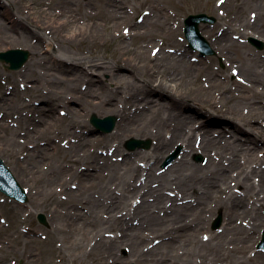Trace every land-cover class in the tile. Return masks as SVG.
<instances>
[{
  "label": "bare ground",
  "instance_id": "1",
  "mask_svg": "<svg viewBox=\"0 0 264 264\" xmlns=\"http://www.w3.org/2000/svg\"><path fill=\"white\" fill-rule=\"evenodd\" d=\"M212 1L205 6L218 11V21L227 17L224 7L235 15L204 33L247 83L219 81L225 73L192 61L173 40L176 16L159 1L100 0L104 10L95 19L82 14L78 0H0V46L30 51L24 69L11 76L15 85L0 84V160L9 159L11 176L31 188L30 207L50 214L48 261L38 238L17 234L25 264H264V256L251 259L241 246L264 227V128L253 126L264 120V58L248 56L238 43L250 35L264 40V0ZM248 8L253 15L245 17ZM160 38L170 40L151 46ZM90 69H99L101 80ZM72 100L77 107L69 106ZM57 107L67 110L66 119L53 115ZM207 110L228 128L197 121ZM101 112L118 118L113 133L94 137L103 156L87 150L93 139L79 121L83 113ZM19 130L22 139L8 137ZM130 137L155 144L149 152L124 153ZM177 144L181 157L160 173L157 165ZM196 153L202 164L189 159ZM55 183L67 201L58 200ZM216 213L222 228L203 242L205 219Z\"/></svg>",
  "mask_w": 264,
  "mask_h": 264
},
{
  "label": "rangeland",
  "instance_id": "2",
  "mask_svg": "<svg viewBox=\"0 0 264 264\" xmlns=\"http://www.w3.org/2000/svg\"><path fill=\"white\" fill-rule=\"evenodd\" d=\"M78 1L81 4V6H83V9H82L83 15L84 14L85 15L87 14L89 16L91 15V17H94L95 19H97L98 17L101 16V10L102 9L104 10L100 0H78ZM155 1H159V3L162 6L166 7V9H168L174 16H176L174 26H179V28L175 32L173 40L178 43L179 47L182 50H185V52L192 59V61L201 60L203 63H206V65H208V66L210 65L211 71H215V72L220 71V72L225 73L226 76L224 78L221 77L220 75L217 76L219 81L223 82L225 79H227L229 83L233 82L235 84H238V83L242 84L243 82H246V81H244V79H242L240 76H238V69L233 68V67H235V65H237V63H234L231 60L228 61V60H226L227 58L218 55L217 51L214 50L213 48H211L210 41L207 39V37L204 33V31H207L209 29L211 30V28L215 25H217V26L215 28L216 30H214V31H219V30H217L218 27L224 26L225 21L227 22L228 19L232 18L235 15V11L231 10V11L227 12V8L225 9V7H224V11H223V14L221 17H226V16L227 17L224 18L225 20H223V21H218L216 19L217 16H220L218 14V11L216 10L214 13L210 12L208 9V6H205V0H200L199 2H197L196 0H189V2H187L186 4L180 0H155ZM219 3H220V0H213L211 2V6L212 5L216 6V4L219 5ZM143 9H145V8H143ZM141 11H142L141 9L136 11V13L133 16V21L139 20V16L141 15ZM253 11H255V10L253 9ZM199 13H203L212 19L211 21H209L207 23H201L199 25V30L201 31L204 40L208 43L209 49L211 51V53L209 55L204 56V57H201L198 52L192 51L188 48L186 39L184 38V35H183V21H184V19L188 15L199 14ZM103 14H105V13H103ZM252 15H253V13H250L249 8L245 10V12H244L245 17L252 16ZM82 21H84L83 18L79 22L82 24ZM122 25H124V24H122V23L119 24L120 27ZM167 39H163V38L157 39V41L154 44H151V46L155 45V44H159L163 40H167ZM168 40H170V38ZM139 41H140L139 39H134L133 40V44H134L133 46H135L137 43L139 44ZM238 43L244 46L241 49V51L246 48L247 51L250 52L248 56H255V54H259L260 58H262V59L264 58V40L261 37H258L257 35H252V36L250 35L246 38H241L240 40H238ZM9 49H23V50L27 51L28 54L30 53L29 48L23 44L8 43V44H5L3 46H0V52H4V51L9 50ZM151 52L153 53V51H151ZM26 63H24V65ZM24 65L17 71H10V70L6 69L4 64H2L0 62V84H1V87H3V85H6L7 88L13 87L15 84L12 82L13 78L11 76L16 74L19 71H22L24 69L23 68ZM120 70H122L123 72H126V73L129 72L125 68H122ZM88 72L94 79H98V80L100 79L101 80V77H100L101 72L99 71V69H90V70H88ZM201 78H202V81L204 83V86H206L207 83L205 82V80H206L205 76H202ZM23 84L20 85V91H25ZM109 87H112V86L109 85ZM233 88H234V86H233ZM218 93L219 92H215L214 94H212L214 96V98L218 97ZM5 94L7 95L8 93H5ZM235 94H237V93H235ZM26 95L31 97L30 92H27ZM22 96H24L23 93H22ZM35 103L38 106H42V107L47 108V102L46 101L37 100V101H35ZM76 105H77V102L75 103V101H73V100L69 102L70 107L75 108V107H77ZM53 115L57 118L63 117L66 119L68 113H67V110L65 108L63 110V109L57 107L56 110L53 111ZM92 115H95L98 118H103L106 116H112L115 119V124H116L118 118H117V116H115L113 114H105V112H101L100 114L83 113L81 115L80 120H79L81 125H83L82 132H83L84 136L93 139L92 143L87 147V150L90 153H96L99 156H103V155H105V148L103 147V145L97 144L96 140H94V137L110 135L115 130V124H114V128L112 129L111 132L101 133V132L97 131V129L94 128L92 126V124L90 123V117ZM196 116H197L196 120L199 122H203L204 120L219 121V123L217 125H212V128H218L219 129L221 127H227L226 125H227L228 121L221 118L218 115L211 114L210 110H207L206 113L200 112V114H196ZM14 120H13V122L10 121V124H11L10 127L11 128H16L18 125V124L14 123ZM8 122L9 121H5V124L6 123L9 124ZM253 126L255 128H260V127L264 128V120L254 122ZM20 132H21V130H19L18 133L14 136L11 134H8V137H11L15 140L22 139L23 133H20ZM2 135H6V133H4ZM240 137L243 138V135L241 134ZM133 139L135 141L141 143V146L135 147L134 149L127 148L126 142L128 140H130L129 138H127L121 145L122 149L124 150V153H133L136 151L149 152V151H151L153 145L155 144V140H152L149 138H133ZM66 141H67V139H64V142H66ZM63 147H65V146H63ZM182 153H183L182 146L177 144L175 146V148H173V150L171 152H169L162 161H160V163L157 165V170H159L160 173L165 171L168 167H170L176 160H178L181 157ZM263 153H264V151H263ZM173 155H175V156H173ZM18 157L20 160H22V158H24L23 155H20V154H18ZM4 158H5L4 159L5 164L8 165L9 167L12 166L10 163V160L7 159L6 157H4ZM169 159H171V160L167 163V161ZM189 159L194 164H202L204 162V158H203V155L201 153H196V154L190 156ZM57 162H58L57 163L58 166H61L62 170H71V168H72V165L67 163V162H64L63 165H60L61 161L58 160ZM78 166H81V164H79ZM48 167H49V164L48 165L46 164V165H43V167L41 169L43 171H47ZM35 177L40 181L41 184L44 181H48L47 176L35 175ZM20 186L26 191L27 196H28L27 197L28 199L24 203H17L16 201H14V200H12V199H10V198H8V197H6L0 193V206L4 209V212L0 214V215H2L0 218V226L2 227V229H1L2 231L0 232V264H25V261L22 260L20 257L21 251L23 249V242L21 241V239L17 238V234H19V235H22V234L26 235L27 234V236L38 238L41 241V249L43 250L44 255H45V259L47 261L49 259V257H48V255L50 253L49 250L52 248V245H50L48 242L49 241V235L46 232V229H48L50 227V222H48V219L50 218V214H48V211L42 212L39 209L31 208L29 205V196L31 195L32 190L29 187V185L24 183V182L20 183ZM74 186L75 187L72 188L73 190L76 189L75 184H74ZM52 187L54 188V192L58 195L57 197H58L59 201H61V202L67 201L66 195L64 194V190H63V188L60 187V185L58 183L53 184ZM131 202H134V201L131 200ZM41 216L43 217V221L40 220ZM209 216H207L205 219V222H207V229H208L209 233L208 234L206 233L205 236H203L204 238L200 237L203 240V242H204V240H207L208 237H210V235H211L210 232H212V233L219 232L221 230L222 224H223L222 213H216L215 215H213L211 217H209ZM218 218H220V222H219V225L217 227H215L214 225H215V222L217 221ZM262 230H264V227L260 229L258 234H256L253 239H251L250 241L243 243L241 245L242 248H244V247L246 249L248 248L247 249V257H249L251 259H255L259 254L261 256H264V250L257 249V243L259 242V240L261 238ZM35 231H37V233ZM29 232H32L31 235L29 234ZM202 240H200V241H202ZM55 244L58 245V242H56ZM237 246H239V248L241 247L240 245H237ZM119 254L122 257L127 256L126 249L121 248L119 251ZM129 264H134V263H129ZM205 264H225V262H222L220 260H215L211 263L207 262Z\"/></svg>",
  "mask_w": 264,
  "mask_h": 264
},
{
  "label": "water",
  "instance_id": "3",
  "mask_svg": "<svg viewBox=\"0 0 264 264\" xmlns=\"http://www.w3.org/2000/svg\"><path fill=\"white\" fill-rule=\"evenodd\" d=\"M209 19L203 15H194L189 16L185 20V36L189 41V45L192 49H200L202 55H205L206 44L204 43L203 38L199 35L198 24L200 22H206ZM28 58V53L23 50H9L3 53H0V61L8 63V69L17 70L19 69ZM91 123L98 129L103 132H110L114 125L113 117H106L104 119H98L95 116L91 117ZM139 143L136 141H128L127 146L129 148H134V146ZM0 191L7 194L10 197L15 198L18 201H25V196L21 189L18 187L17 183L9 173V171L4 167L0 161ZM219 220L217 221L216 226L218 225ZM264 243V234L263 241L260 246Z\"/></svg>",
  "mask_w": 264,
  "mask_h": 264
}]
</instances>
